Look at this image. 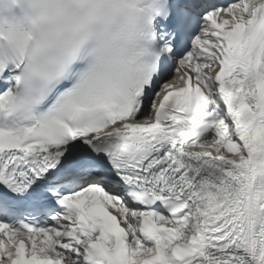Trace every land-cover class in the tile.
<instances>
[{"label":"bare ground","instance_id":"bare-ground-1","mask_svg":"<svg viewBox=\"0 0 264 264\" xmlns=\"http://www.w3.org/2000/svg\"><path fill=\"white\" fill-rule=\"evenodd\" d=\"M237 0L220 12L215 11L222 22L231 21L237 14ZM221 46L213 37L208 25L202 28L199 39L193 43L190 52L177 59L173 71L162 81L155 96L150 99L146 110L133 118V122L146 123L151 119L154 109L160 103V97L168 86L186 82L188 76L192 84L196 83L203 91L214 98L216 82L213 72L216 71V58ZM217 114L223 123V129L217 131L206 143L198 145V150L208 156H216L228 164L239 167L243 187V207L246 221L245 253L246 264H264L259 257V247L264 242V221L261 208L264 206L263 176L256 174V165L249 148L237 141L235 127L225 116L224 109L217 108ZM257 176V177H256ZM88 186V185H86ZM90 186V185H89ZM79 202L90 198L104 202L109 209L120 218L124 230L123 236L129 243V251L124 261L129 264H208L206 252L208 245L216 241L214 234H208L196 228L192 210L186 209L183 217H168L165 215H148L149 223L142 229L138 212L129 206L125 194L118 188H110L107 194H100L97 186L78 193ZM69 217L63 215L53 222V228L40 241L26 237H18L12 230L0 225V264H6L16 254L20 243L27 246L29 254L34 251L47 252L59 259L62 264H85L82 260L81 245L89 237L98 235L106 242H113L114 236L99 220L90 222L87 231L75 230L69 222ZM68 220V221H67ZM154 229V230H153Z\"/></svg>","mask_w":264,"mask_h":264}]
</instances>
